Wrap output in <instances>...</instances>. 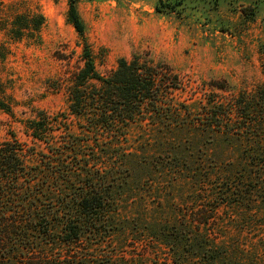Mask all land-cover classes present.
<instances>
[{
    "label": "trees",
    "instance_id": "trees-1",
    "mask_svg": "<svg viewBox=\"0 0 264 264\" xmlns=\"http://www.w3.org/2000/svg\"><path fill=\"white\" fill-rule=\"evenodd\" d=\"M77 2L68 21L83 42L82 66L65 85L69 113L26 121L33 146L15 133L0 142V264H149L151 249L166 252L154 264H264V84H216L230 97L195 105L177 98L170 65L140 55L103 76ZM224 144L241 155L218 156ZM162 179L190 188L196 208L164 212L153 197ZM223 206L241 215L242 232L260 234L256 249L229 245Z\"/></svg>",
    "mask_w": 264,
    "mask_h": 264
},
{
    "label": "rangeland",
    "instance_id": "rangeland-1",
    "mask_svg": "<svg viewBox=\"0 0 264 264\" xmlns=\"http://www.w3.org/2000/svg\"><path fill=\"white\" fill-rule=\"evenodd\" d=\"M69 3L0 0V102L12 109V114L0 109V142L15 133L20 142L33 146L26 121L36 119L41 111L53 117L69 113L65 85L82 66L83 49L68 21ZM77 8L96 68L103 76L112 73L121 58L140 55L170 65L182 84L177 98L195 105L209 98L230 97L229 92L213 87L216 84L229 86L232 92L264 84V0H78ZM20 26L28 27L22 35ZM216 153L241 155L225 144ZM184 186L171 189L162 179L153 197L156 203L161 201L164 212H176L171 215L176 217L187 211L186 205L195 207L192 191ZM199 187L202 184L197 194L207 197L209 192ZM166 193H170L168 198ZM189 213L193 216L192 210ZM218 217L228 223L222 235L229 245L247 250L258 247L252 244L259 233H243L239 213L223 206ZM150 251L149 264L155 258L166 259V252Z\"/></svg>",
    "mask_w": 264,
    "mask_h": 264
}]
</instances>
